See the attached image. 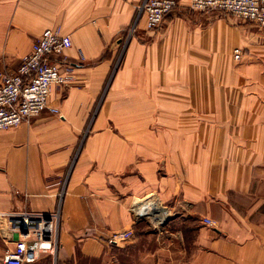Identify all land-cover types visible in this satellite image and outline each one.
Masks as SVG:
<instances>
[{"label":"crops","instance_id":"obj_1","mask_svg":"<svg viewBox=\"0 0 264 264\" xmlns=\"http://www.w3.org/2000/svg\"><path fill=\"white\" fill-rule=\"evenodd\" d=\"M141 2L0 0V72L47 28L74 69L58 114L0 131V258L19 237L5 214L52 212L63 191L57 252L32 264H264V44L180 0L123 50ZM152 196L166 217L137 219Z\"/></svg>","mask_w":264,"mask_h":264},{"label":"built area","instance_id":"obj_2","mask_svg":"<svg viewBox=\"0 0 264 264\" xmlns=\"http://www.w3.org/2000/svg\"><path fill=\"white\" fill-rule=\"evenodd\" d=\"M180 0H142L136 7V17L126 32L124 47L134 37L139 22L144 19L145 29L157 30L165 17L180 5ZM189 9L194 12H219L233 16L237 20L252 23L264 28V0H189ZM67 41L58 28H47L35 40L32 48L13 73L0 72V131L19 126L49 110L58 114L56 108L49 106L53 87L67 86L73 77V67L64 56ZM242 51H233V60H241ZM63 191L59 194L58 204L52 212L30 210L11 211L5 214L11 219L19 237L15 246L0 258V264H32L41 254L55 255L58 249V230L60 206ZM132 211L137 219H163L168 213L155 196L139 201ZM161 219V220H162ZM160 220V222H161ZM204 224L213 226L209 219ZM26 228L20 233L18 226ZM132 231L112 234L108 239L116 246L132 237Z\"/></svg>","mask_w":264,"mask_h":264},{"label":"rangeland","instance_id":"obj_3","mask_svg":"<svg viewBox=\"0 0 264 264\" xmlns=\"http://www.w3.org/2000/svg\"><path fill=\"white\" fill-rule=\"evenodd\" d=\"M244 26L246 27V32L248 33L250 42H255L256 44H262V45L264 44V28L255 26L252 23H244ZM118 63H120L119 60L117 64Z\"/></svg>","mask_w":264,"mask_h":264},{"label":"water","instance_id":"obj_4","mask_svg":"<svg viewBox=\"0 0 264 264\" xmlns=\"http://www.w3.org/2000/svg\"><path fill=\"white\" fill-rule=\"evenodd\" d=\"M18 229H19L20 233H22V234H25L27 232L26 228H24V226L22 224H20L18 226Z\"/></svg>","mask_w":264,"mask_h":264}]
</instances>
